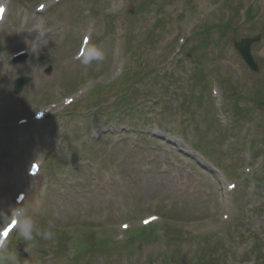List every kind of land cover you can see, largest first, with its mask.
Wrapping results in <instances>:
<instances>
[{"label":"rangeland","instance_id":"obj_1","mask_svg":"<svg viewBox=\"0 0 264 264\" xmlns=\"http://www.w3.org/2000/svg\"><path fill=\"white\" fill-rule=\"evenodd\" d=\"M6 3L0 217L25 192L41 235L33 247L15 231L0 264H264V0ZM258 35L253 72L234 43ZM85 36L104 53L88 66L74 61ZM152 217V231L122 230Z\"/></svg>","mask_w":264,"mask_h":264},{"label":"clouds","instance_id":"obj_2","mask_svg":"<svg viewBox=\"0 0 264 264\" xmlns=\"http://www.w3.org/2000/svg\"><path fill=\"white\" fill-rule=\"evenodd\" d=\"M6 0H0V18H3L5 12L7 11ZM44 5H41L39 10H42ZM91 39L89 36H85L84 41L81 45L80 51L77 54V59L81 60L82 64L88 66L94 61H100L104 58V53L100 47L93 44L89 46L88 41ZM23 194L17 199L15 204L10 207V215L5 220L0 217V251L7 248L8 237L3 235V231L8 227L9 224L15 222L16 235L19 236L26 244H32L33 247L38 245L36 240L37 235H41L36 232L34 235V222L33 219L27 214V210L23 203ZM56 239V233L52 231H45L43 233V240L54 241Z\"/></svg>","mask_w":264,"mask_h":264},{"label":"water","instance_id":"obj_3","mask_svg":"<svg viewBox=\"0 0 264 264\" xmlns=\"http://www.w3.org/2000/svg\"><path fill=\"white\" fill-rule=\"evenodd\" d=\"M260 40V37L256 38V39H243L241 40L240 43H236V49L239 51L240 55L242 56V58L246 61L247 65L257 71L258 67L257 64L255 63L252 54H251V46L254 42H257ZM29 82V79H20L16 82L15 84V90H14V94H19L23 88V86L25 84H27ZM27 257V254L24 253L21 255V260H24Z\"/></svg>","mask_w":264,"mask_h":264},{"label":"snow or ice","instance_id":"obj_4","mask_svg":"<svg viewBox=\"0 0 264 264\" xmlns=\"http://www.w3.org/2000/svg\"><path fill=\"white\" fill-rule=\"evenodd\" d=\"M126 227V226H125ZM15 229V222L8 225V227L3 231V235L7 238Z\"/></svg>","mask_w":264,"mask_h":264},{"label":"trees","instance_id":"obj_5","mask_svg":"<svg viewBox=\"0 0 264 264\" xmlns=\"http://www.w3.org/2000/svg\"><path fill=\"white\" fill-rule=\"evenodd\" d=\"M152 230H154V229H151V230H149V231H152ZM145 232H148V231H144V232H142V233H140V234L142 235V234L145 233Z\"/></svg>","mask_w":264,"mask_h":264},{"label":"bare ground","instance_id":"obj_6","mask_svg":"<svg viewBox=\"0 0 264 264\" xmlns=\"http://www.w3.org/2000/svg\"><path fill=\"white\" fill-rule=\"evenodd\" d=\"M8 13H9V11L7 12V14H8ZM7 14H6V15H7Z\"/></svg>","mask_w":264,"mask_h":264}]
</instances>
